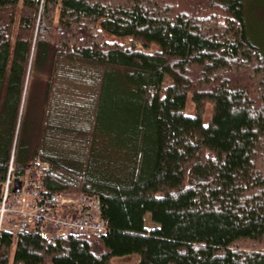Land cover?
I'll use <instances>...</instances> for the list:
<instances>
[{"label": "trees", "instance_id": "obj_1", "mask_svg": "<svg viewBox=\"0 0 264 264\" xmlns=\"http://www.w3.org/2000/svg\"><path fill=\"white\" fill-rule=\"evenodd\" d=\"M252 11L248 0H0V202L9 174L31 173L47 193L97 198L107 227L2 231L0 264H264ZM64 78L89 91L68 113ZM33 93L39 125L23 135Z\"/></svg>", "mask_w": 264, "mask_h": 264}, {"label": "built area", "instance_id": "obj_2", "mask_svg": "<svg viewBox=\"0 0 264 264\" xmlns=\"http://www.w3.org/2000/svg\"><path fill=\"white\" fill-rule=\"evenodd\" d=\"M13 171V168H11ZM23 182L20 195L10 197V184L14 181L9 174L5 185L2 206L0 208V232L9 230L14 232H31L43 237L66 236L68 234L91 232L106 233L107 227L102 220L100 202L97 198L87 196L84 193L78 195L55 193L50 194L40 190L39 182L31 178L30 173L19 178ZM70 210H62L64 208ZM96 211L91 216L90 209ZM97 220L88 228V219ZM4 225L7 228H4Z\"/></svg>", "mask_w": 264, "mask_h": 264}, {"label": "rangeland", "instance_id": "obj_3", "mask_svg": "<svg viewBox=\"0 0 264 264\" xmlns=\"http://www.w3.org/2000/svg\"><path fill=\"white\" fill-rule=\"evenodd\" d=\"M257 0H248V4H249V10H253L252 11V22H258L259 25L255 26V32L257 34L263 35V39H260L261 43L264 42V0L260 1L258 4L256 2ZM260 6L263 9H259V7L256 6ZM254 7V8H253ZM111 40V39H110ZM74 79V77H73ZM73 79H67L64 78L63 80H60L61 83V87L62 89H60V92L57 94V98H58V102H60V109L62 110V112L68 113L69 110H72V108H74V105H77V100L78 102H80V104L85 105L86 104V93H89V91H87V86L81 85V82L75 81L77 80V78L73 81ZM40 80V79H39ZM43 83V80H42ZM87 91V92H86ZM29 103H30V107H32L33 109L30 110L29 113V117L32 119V122H34V126H32L31 128H28L26 126V128H22V134L23 135H27V131H31L30 133L34 134V132L37 130V127L39 124H37L36 120H38L39 115H40V110H39V102L42 100L41 99V94L40 93H33L31 94L29 97ZM28 99L26 98V101L28 102ZM188 112L191 113L193 111L192 106L189 104L188 105ZM25 138V137H24ZM32 138L34 139L35 136L32 135ZM79 137H76V139ZM68 141V140H66ZM43 167L46 168V166L44 165ZM7 183V182H6ZM5 183V184H6ZM23 182L21 181L20 186L23 187ZM10 189L15 190L16 189V184L15 182H13L10 184ZM22 189V188H21ZM5 190V187L3 189V191ZM5 193V191L3 192ZM21 193H15V191H13L11 193L10 197H16L17 195H20ZM67 194H74V195H78L80 194L78 193H67ZM2 206V203H0V208ZM62 210H70L68 207L64 208ZM95 209L91 208L90 209V213L91 216L94 215L95 213ZM1 212V210H0ZM88 221H90L89 223H86V225L88 226V228L92 227V224H94V221L97 223V220H92V217H90L88 219ZM4 225V223H3ZM4 228H7L6 225L3 226ZM129 261L126 262H120L118 264H128Z\"/></svg>", "mask_w": 264, "mask_h": 264}, {"label": "water", "instance_id": "obj_4", "mask_svg": "<svg viewBox=\"0 0 264 264\" xmlns=\"http://www.w3.org/2000/svg\"><path fill=\"white\" fill-rule=\"evenodd\" d=\"M16 191H18V192L20 191L19 190V182H16Z\"/></svg>", "mask_w": 264, "mask_h": 264}, {"label": "bare ground", "instance_id": "obj_5", "mask_svg": "<svg viewBox=\"0 0 264 264\" xmlns=\"http://www.w3.org/2000/svg\"><path fill=\"white\" fill-rule=\"evenodd\" d=\"M18 177H20V176H18ZM8 179V178H7ZM11 190V189H10ZM17 234H22V233H20V232H17Z\"/></svg>", "mask_w": 264, "mask_h": 264}]
</instances>
